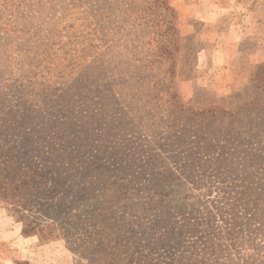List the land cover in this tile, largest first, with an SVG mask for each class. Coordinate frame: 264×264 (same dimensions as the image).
<instances>
[{
	"label": "trees",
	"instance_id": "16d2710c",
	"mask_svg": "<svg viewBox=\"0 0 264 264\" xmlns=\"http://www.w3.org/2000/svg\"><path fill=\"white\" fill-rule=\"evenodd\" d=\"M179 42L175 10L168 0H0V100L5 98L4 88L30 94L37 86L46 85L43 73L53 67L58 68L56 80L78 71L82 74L79 84L84 87L94 88L92 81L109 79V91L117 92L131 120L164 111L175 114L179 131L194 128L204 119L199 115L212 114L216 107L188 108L176 90L161 84L173 73ZM103 54L105 58H101ZM42 89L48 91V87ZM82 97L83 106L92 102ZM6 113L1 121L8 133L6 139L0 130V202L13 203L21 210L42 211L49 208L47 200L57 196L63 201L67 192L77 188L72 197L80 203L91 229L80 245L83 256L90 255L99 264H264V183L252 175V170L260 174L257 166L263 168L257 162V152L242 158V150L233 146L223 158L217 153L221 147L211 141L199 146L197 159L203 162L205 178L207 164L214 163L219 169L241 161L242 168L227 166L217 179L220 186L212 180L202 188L200 181L196 182L198 195L175 200L172 209L161 198L151 196L144 202L141 198L142 189L147 187L142 176L148 173V161L157 160L153 151H149L146 164L132 174V196L139 202H130L127 187L116 177L124 167L119 169L114 162L91 163L84 173L78 171L75 164L82 163L81 157L66 151L65 136L59 137L62 145L56 152L37 155L34 148L5 143L14 141L10 138L21 126L12 110ZM177 138L175 135V143ZM169 140L166 145H170ZM121 146L116 149L130 166L137 155L145 153L141 146L136 150L127 144ZM109 177L112 180L107 182ZM153 192L165 194L161 184ZM114 207L132 215L138 207L147 219L148 214L157 212L148 223L156 230L152 240L144 243L148 237L140 236L143 223L139 218L129 224L126 233L109 237L107 228L113 229L109 225L115 219ZM21 234L35 235L39 242L60 237L54 223L30 214L22 216ZM143 234L148 235L146 231Z\"/></svg>",
	"mask_w": 264,
	"mask_h": 264
},
{
	"label": "rangeland",
	"instance_id": "374dc122",
	"mask_svg": "<svg viewBox=\"0 0 264 264\" xmlns=\"http://www.w3.org/2000/svg\"><path fill=\"white\" fill-rule=\"evenodd\" d=\"M168 1L175 10L180 42L173 73L166 75L161 84L176 90L188 108L216 107L212 114L199 115L204 118L200 124L182 131L175 128V114L164 111L157 115L153 113L146 119L137 117L131 120L117 92L109 91L112 86L109 79L92 81L94 88L88 84L84 87V84H79L82 74L78 71L56 80L58 68L52 67L49 73H43L47 84L37 86L30 94H22L13 88L2 90L5 96L0 100L3 139L8 133L4 132L1 121L7 116V110H12L21 124L10 138L14 141L5 143L25 147L26 150L34 148L33 154L37 155L43 151L56 152L62 145L59 137L65 136L67 143L63 146L66 151L81 157L82 163L75 164L78 171L84 173L91 163L105 165L114 162L119 169L124 167L121 172H116V177L127 187L130 202H139L132 196V174L139 170L141 164H146L149 151H153L158 155L155 157L157 160L151 158L148 161L150 168L147 174L150 175L142 176L147 187L142 189L141 198L143 202L151 196L161 198L172 209H175V200L182 201L183 197L191 200L198 195L196 182L200 181L202 188L212 180L219 184L217 179L226 172L227 166L239 165L242 168L241 161L222 165L219 169H215L214 163H204L208 166V177L205 178L203 162L197 159V155L199 146H205L208 141L221 147L217 153L223 158L229 156L228 150L233 146L242 150V158L248 152H257L260 156L257 162L263 168L257 166L260 174L252 170V175L255 174L263 184L264 0ZM105 57V54L101 56ZM156 65L154 63L153 66L156 68ZM44 87H48L47 92H43ZM89 88L91 92H87ZM82 96L92 99V102L83 106ZM99 106L103 111L98 109ZM175 135L179 136L177 143ZM168 138L170 145H166ZM182 139L184 141L181 142ZM121 144H127L134 150L141 146L145 153L137 155L130 166V162L116 149L121 148ZM32 160L36 162L37 158L32 157ZM192 163L194 168H191ZM106 180L111 181L112 177ZM158 184H161L164 195L153 192ZM76 189L67 192L63 201L57 196L47 200L49 208L42 211L21 210L13 203L0 202V264H99L90 255L83 256L85 251L82 253L80 249L87 230L91 229L87 228L80 203L72 197ZM114 210L115 219L109 225L113 229L107 228L109 237L126 233L129 224L138 218L144 226L140 229V236L148 237L144 243L148 244L155 236L156 230L153 231L148 223L157 212L148 214L147 219L138 207L134 215L123 214L118 207ZM27 214L54 223L60 237L39 242L35 235L21 234V219ZM144 231L148 235L143 234Z\"/></svg>",
	"mask_w": 264,
	"mask_h": 264
}]
</instances>
